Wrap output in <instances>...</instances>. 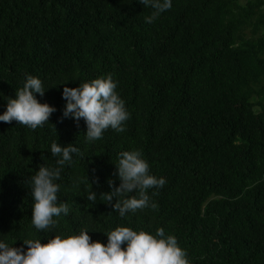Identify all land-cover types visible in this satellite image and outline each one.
<instances>
[{
    "label": "trees",
    "instance_id": "trees-1",
    "mask_svg": "<svg viewBox=\"0 0 264 264\" xmlns=\"http://www.w3.org/2000/svg\"><path fill=\"white\" fill-rule=\"evenodd\" d=\"M152 11L139 0H0V114L29 74L57 109L36 130L0 122V239L20 247L88 228L106 244L117 226L162 227L191 264H264V0H173L146 23ZM109 73L131 116L89 143L83 120L62 119L63 88ZM54 141L80 149L58 181L71 211L38 231L31 177L56 166ZM133 149L167 182L148 190L155 209L122 218L103 193Z\"/></svg>",
    "mask_w": 264,
    "mask_h": 264
},
{
    "label": "clouds",
    "instance_id": "clouds-1",
    "mask_svg": "<svg viewBox=\"0 0 264 264\" xmlns=\"http://www.w3.org/2000/svg\"><path fill=\"white\" fill-rule=\"evenodd\" d=\"M145 8H151V15L145 17L146 23H153L165 11L172 8L173 0H139ZM118 81L111 73L83 81L78 87H68L65 83L63 98L66 105L64 118L73 119L77 126L83 120L86 124V141L91 143L103 138L106 130L125 131V122L131 113L126 108L125 100L117 91ZM48 89V88H47ZM46 88L38 76L27 75L23 86L16 89L15 98H7L6 110L0 114V122H18L32 130L43 127L57 111L54 105L41 102L37 94L43 97ZM50 153L56 157V166L42 164L31 177L32 225L38 231L52 229L62 214H70L69 205L60 200L58 193L61 184L63 166L71 165L73 154H80V149L71 143L53 142ZM120 183L107 193V203L120 217L128 213L151 207L149 189H160L166 184L164 177H157L150 171V164L142 150H125L118 154L115 162ZM113 181H109L110 186ZM131 194V195H130ZM152 195H156L153 192ZM88 201L96 202L97 192L92 189L86 196ZM90 229H81L71 235L55 234L46 243L41 239H25L24 244L15 247L0 239V264H191L188 251L181 247L174 234H166L164 228L155 232L146 229L134 230L130 226H117L110 232L107 243L93 241ZM126 247H122L125 245ZM25 246L27 248L25 249Z\"/></svg>",
    "mask_w": 264,
    "mask_h": 264
}]
</instances>
